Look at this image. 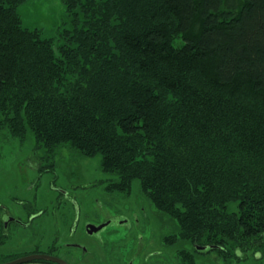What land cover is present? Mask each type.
Segmentation results:
<instances>
[{"label":"trees","instance_id":"16d2710c","mask_svg":"<svg viewBox=\"0 0 264 264\" xmlns=\"http://www.w3.org/2000/svg\"><path fill=\"white\" fill-rule=\"evenodd\" d=\"M25 1L0 0V132L101 155L107 188L139 180L174 241L263 240L264 0H63L53 37Z\"/></svg>","mask_w":264,"mask_h":264},{"label":"flooded vegetation","instance_id":"af4514ba","mask_svg":"<svg viewBox=\"0 0 264 264\" xmlns=\"http://www.w3.org/2000/svg\"><path fill=\"white\" fill-rule=\"evenodd\" d=\"M37 196L21 207L0 202V254L14 260L49 257L19 264H191L190 257L198 264L196 257L201 256L209 259H205L208 264H242L249 259L264 264V237L228 257L223 249L218 253L210 250L214 247L202 250L200 244L187 243V247L186 241H174L175 233L168 225L151 224L145 207L141 216L135 214L131 220L126 214L84 211L78 196L66 191L54 197ZM39 201L43 204L38 205ZM88 255L90 263L84 261Z\"/></svg>","mask_w":264,"mask_h":264},{"label":"rangeland","instance_id":"374dc122","mask_svg":"<svg viewBox=\"0 0 264 264\" xmlns=\"http://www.w3.org/2000/svg\"><path fill=\"white\" fill-rule=\"evenodd\" d=\"M20 12L24 25L40 28L44 37L56 35L58 26L68 19L63 0H26L20 6ZM5 132V129L0 132V202L7 203L11 208L21 207V203H27L34 195H38L37 198L49 195L48 198L66 191L78 196L84 211L86 208L97 210L104 216L126 214L133 220L135 214L140 215L145 207L152 225L164 223L174 233L178 231L177 223L166 213L158 211L141 190L139 180H134L131 191L127 193L107 188L112 175L102 170L101 155L86 157L63 148L53 161L46 157L43 149H35L32 134H28L27 139L21 142L6 136ZM41 165L46 168L41 170ZM41 204L43 202L39 201L38 205ZM232 208H236L234 203ZM205 259L209 260L205 256L196 257L198 264H208ZM11 260L14 259L7 253L0 254V263ZM84 261L90 263L91 256L88 255ZM242 264L258 263L249 259Z\"/></svg>","mask_w":264,"mask_h":264},{"label":"water","instance_id":"95a60500","mask_svg":"<svg viewBox=\"0 0 264 264\" xmlns=\"http://www.w3.org/2000/svg\"><path fill=\"white\" fill-rule=\"evenodd\" d=\"M214 246L210 245V246H202V245H198V248L199 249H206V248H212ZM39 257H46V258H49L48 256H44V255H32V256H25V257H21V258H17L15 260H11L9 262H6V263H0V264H19V263H24V262H27V261H31L35 258H39ZM57 260V259H56ZM63 262V261H62ZM64 263V262H63Z\"/></svg>","mask_w":264,"mask_h":264}]
</instances>
